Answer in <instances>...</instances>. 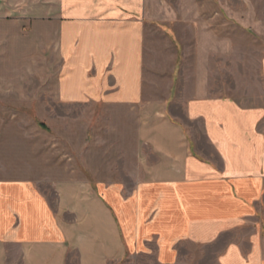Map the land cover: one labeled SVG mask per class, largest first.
<instances>
[{"label": "crops", "instance_id": "1", "mask_svg": "<svg viewBox=\"0 0 264 264\" xmlns=\"http://www.w3.org/2000/svg\"><path fill=\"white\" fill-rule=\"evenodd\" d=\"M193 2L183 18H198ZM173 7L0 0V99L109 107L121 124L126 109L116 156L126 148L137 175L62 180L54 202L33 180H0V264H264V104L197 77L173 90L172 62L157 65L170 47L151 42Z\"/></svg>", "mask_w": 264, "mask_h": 264}, {"label": "rangeland", "instance_id": "2", "mask_svg": "<svg viewBox=\"0 0 264 264\" xmlns=\"http://www.w3.org/2000/svg\"><path fill=\"white\" fill-rule=\"evenodd\" d=\"M166 1L176 16L155 21L160 32L151 29V42L171 48L173 55L159 53L157 65L169 68L172 62L173 90L179 82L188 90L197 77L208 94L264 104L258 68L264 58V0H196L197 19L182 16L195 15L193 0ZM29 103L0 99V180H33L54 202L53 187L62 180L86 176L91 182L130 184L137 177L131 175L135 166L126 148L116 156L117 145L129 147L132 139L120 128L130 115L126 109L119 112L121 124L109 107L45 99ZM97 140L106 144L86 147ZM261 215L264 220V204Z\"/></svg>", "mask_w": 264, "mask_h": 264}]
</instances>
